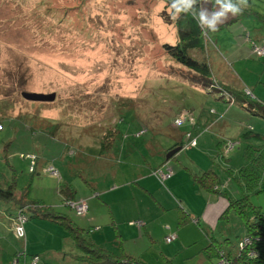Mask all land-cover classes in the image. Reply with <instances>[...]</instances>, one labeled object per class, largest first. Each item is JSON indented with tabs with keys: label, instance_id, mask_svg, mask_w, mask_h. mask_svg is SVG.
Returning a JSON list of instances; mask_svg holds the SVG:
<instances>
[{
	"label": "rangeland",
	"instance_id": "rangeland-1",
	"mask_svg": "<svg viewBox=\"0 0 264 264\" xmlns=\"http://www.w3.org/2000/svg\"><path fill=\"white\" fill-rule=\"evenodd\" d=\"M248 4L252 14H229L230 21L237 19L236 23L209 32L210 57L216 51L223 55L232 42L230 32L238 36L239 43L248 44L254 57L253 44L261 46L264 41V0H248ZM174 22L165 0H0V178L14 180L18 193L28 186L31 200L56 206L84 229H89L87 221L93 216L108 210L106 202L112 203L116 225L98 222L105 231L94 234L90 229L89 238L104 232L114 235L118 229L126 236V251L145 264H216L219 257L204 249L215 237L216 244L222 242L223 250L235 257L244 239L240 216L230 211L225 218L224 212L220 218H209L204 225L207 228L219 221L212 232L208 230L207 239L194 223L179 228L175 211H163L158 204L165 198L158 190L144 192L134 186L140 175L150 171L148 164L153 167L155 158H165L166 151L190 129L191 120L199 122L198 115L208 111L215 114V124L208 125L198 148L177 155L179 163L193 173L219 171L213 158H222L219 141L225 139L237 141V149L230 155L231 169L244 165L242 152L247 142L241 138L248 132L246 127L250 128L241 123L248 125L250 117L242 105L230 106L220 100L219 93L208 94L209 90L185 80L192 78L189 71L162 48L165 42H177ZM253 60L264 67V59L255 56ZM251 69L249 77L255 81L261 66L253 64ZM23 93L55 94L56 98L54 102L29 101ZM184 109L191 115H183ZM181 115L185 121L179 127L176 120ZM51 126L49 137L43 131ZM108 128L116 129L118 136L111 142L112 150L104 151L101 138ZM30 156L45 159L34 174ZM170 165L181 175L178 182L187 185L182 190L190 194L194 184L182 179L184 167ZM49 167L59 176L50 174ZM169 169L174 175L172 168H163ZM60 182L75 189L76 200L92 198L94 190L100 193L89 201L94 214L81 217L63 207ZM262 185L264 190V176ZM114 188L120 191L105 195V190ZM226 189L235 196L234 186ZM197 190L188 196L195 211L199 204L205 208L224 198ZM252 202L264 213V191L253 195ZM5 211L14 208L0 202V264H33L32 256L27 262L24 257L14 262L29 245L46 248V254L36 256V264H84L66 255L81 252L69 241L72 239L63 226L30 219L25 227L31 225V235L28 230V238L20 239L11 230L13 218ZM100 219L113 222L110 216ZM120 241L113 239L109 244L115 254L121 249Z\"/></svg>",
	"mask_w": 264,
	"mask_h": 264
},
{
	"label": "trees",
	"instance_id": "trees-1",
	"mask_svg": "<svg viewBox=\"0 0 264 264\" xmlns=\"http://www.w3.org/2000/svg\"><path fill=\"white\" fill-rule=\"evenodd\" d=\"M170 2L171 0H165L168 8ZM197 7H199V5H197ZM250 14L252 13L250 9L247 8L242 14H239V16H249ZM236 21L237 19H233L232 21L227 20V22L219 26L220 29L217 32L223 28L229 27V25ZM174 23L177 30V42L176 44L165 42L162 48L175 63L189 71V75L192 78L189 79V77L185 80L197 87L209 90L210 92H208V94L219 93L220 100L225 101L230 106L240 104L243 108L249 110L251 115H257L264 120V101L256 97L252 90L249 88H243V90L235 92L233 90H229L225 86H222L216 78L213 69L212 57H210L208 50L209 32H212L206 31L205 33L207 36L205 37L204 34H202L196 20H194L191 15L185 16L184 14H181V16L175 20ZM263 45L264 41H262L261 46ZM255 56L256 58L264 59V55L258 56L254 53V57ZM248 91L250 93H248ZM226 92L232 96V99L226 97ZM205 117L207 119L204 123L196 122L195 125L189 124L191 127L185 132L186 136L185 133L179 136L174 146L170 147L166 151L165 158L163 160L164 165L159 170L153 172V175L159 179L163 185H165L167 180L173 177L172 175L168 179L162 181L157 174L160 170H162L165 174L170 173L169 171L171 169L167 172L163 170V168L167 167V154L177 147H181V151H190L191 148H198L199 140L205 134L208 125L213 126L215 124V122L213 123L215 114L208 111L205 113ZM220 118H222V116H220ZM220 118H217V120ZM209 121L211 124H209ZM52 129L53 128L51 126L49 129L44 130L43 133L51 137L49 133H53ZM252 130L253 129L250 128L247 134L242 135L241 138V141L247 142V146L242 152L244 165L240 169L235 170L230 167V161L232 158L230 155L237 149V141H228L225 139L219 142L218 152L222 158H218L219 164L217 166H220V172L213 169L204 171L200 174H195L190 172V169H188L191 181L199 190L206 193L221 194L228 200V206L223 214V217L225 218L230 211L240 216L244 221V238L248 237L255 241L251 245H248L243 251L236 253L235 257H232L223 250L222 242H218L219 244H216V238H212L214 241H212L209 246L205 248V253L207 254L211 251L217 257H220L221 253L225 252L232 259L233 264L264 263V213L260 206H256L252 202L253 195L264 191L262 190V181L264 176V135L262 132L255 133ZM106 131L108 132L104 133L101 138L102 150L104 151L112 150L113 147L111 142H114V139L118 136V131L116 129L112 130L108 128ZM188 134L191 135L190 139L187 137ZM194 139H196V145L190 146L191 141ZM231 141L234 144H232ZM230 145H233V148H230ZM238 145H240V142ZM178 154L172 158H177ZM5 159L8 163L9 158ZM8 165L10 164L8 163ZM34 173L35 171L32 172V174ZM222 174L226 175L225 180L223 179ZM4 178L6 181L0 178V202L3 204L5 203V205H11L14 208L13 212L5 211V215L13 218L15 223L13 222L11 230L14 232L16 237L26 240V224H24V238H21L16 231V226L20 217L25 216L27 220L40 219L50 221L63 226L67 230L70 238L75 242L77 249L81 252V255H75L73 258H76L84 264H145L136 258L123 256L122 254H115L99 247L92 241V239L89 238L90 229L94 231L96 228L93 226L89 229L81 228L70 218L69 215L58 211L52 206L45 205L43 201L31 200L29 197V188L25 189L21 195H18L16 182L14 180L11 181V179L6 178L5 176ZM230 185L234 186L235 196L230 195L227 192L226 188ZM59 194L63 197V207H67L68 209L75 211V213L76 210L69 206V202L85 201L87 205V213L84 216H88L91 212L89 201L94 200V198H99V193L94 191L92 198L76 200L75 189L66 182H60ZM177 215L179 228L194 223L203 230L207 237H210V233L203 225H201L200 217L193 216L189 211L185 210V208L180 205L177 207ZM97 228L100 229L99 227ZM256 238L261 239V241L256 242ZM252 252L255 255L250 257V253ZM28 256L29 254L27 253L25 246L24 251L15 256L14 262L19 263L20 259L23 257L25 262H27ZM34 257L36 256H33V258Z\"/></svg>",
	"mask_w": 264,
	"mask_h": 264
},
{
	"label": "crops",
	"instance_id": "crops-1",
	"mask_svg": "<svg viewBox=\"0 0 264 264\" xmlns=\"http://www.w3.org/2000/svg\"><path fill=\"white\" fill-rule=\"evenodd\" d=\"M206 7L208 9H212L213 5L208 4V6L206 5ZM229 20L230 19H228V21ZM234 23H236V22H234ZM234 23H232V24H234ZM226 28H229V27H226ZM226 28H223V29H226ZM223 29H221L220 31H222ZM229 35L232 38V42H229V44L226 46V51L223 53V55H220L218 53V51H216L214 53V57H212L213 69H214V73L216 75V78L218 79V81L221 83L222 86H225L229 90H233L235 92H239V91L243 90V88H249L250 90L253 91V94L256 97H258L260 100L264 101V67H263V64L260 61L258 64L256 62V60H253L254 57L252 56L251 51L249 50L248 44L239 43L236 40L238 36L234 35L233 32H230ZM253 64H257V65L261 66V70H259V72L255 74L256 75L255 81H252L249 77V74L252 72L251 67ZM203 93H204V91H203ZM243 109H245V108H243ZM245 110H246V113L250 117V118H248V121H250V123H248V125H245V122L243 121L241 123V125H243L244 128H245V126L252 128L253 129L252 131H256L257 128H259L258 133L262 132V134L264 135V120L261 119V117H259L257 115H251V112L249 110H247V109H245ZM189 113H191V111H189V110L187 111L185 109L183 110V114L191 115ZM206 119L207 118L205 117V114L198 115V121L199 122L204 123V121ZM251 125H252V127H251ZM246 130L249 131L250 129H247V127H246ZM203 137H204V135L200 138L199 143L203 139ZM217 137L219 139H221V137L219 135H217ZM219 142H221V141H219ZM106 159H110V158H106ZM213 159L216 160V164H219L218 158H215V156H214ZM35 160H36V167H35V171H36L37 166H39V164L41 162L43 163L45 159L43 158V160H42L41 158L36 157ZM163 160H164V158H155V162H154L153 167H151L150 164H148V166H149L148 168L150 169V171L145 173L144 175L143 174L140 175L141 177L138 179V181L134 182V186L137 187L138 190H143L144 192L149 191L151 193H154L155 192L154 190H158L160 195H162V197H165L162 202L158 203L160 205L161 209H163V211H172L173 210L177 214V206H179V204H180V206L184 207L185 210L189 211L193 216L200 217V221H201L200 223L203 226L205 225V222L209 218H212V217L217 218L218 216L220 218L221 214L223 212H225L227 209L228 200L224 197L223 200L218 201L215 205H206L205 208L199 204L197 206V211H195V209L193 208L192 202H190L188 199V196L191 194L192 190L194 192H199V191L197 190V187L195 185H193L190 194H187L186 192H184L182 190V188L186 189L187 185H183L182 183L178 182V174L179 173L175 170L174 166L171 167V165H170V163H174V164H179L180 167H184L181 162L179 163L178 158H174V159L171 158L170 160H168L167 166L172 168L175 171V173L171 179H169L165 182V185L167 184V187L166 188L163 187L165 185H163L159 181V179H157L153 175V172L155 170L161 168L164 165ZM103 162L105 164L108 163L107 160H103ZM9 164H10V162H9ZM230 164H231V162H230ZM31 167H32V162H31ZM10 168H12V170L14 172H16L12 166H10ZM188 169H189V167H184V172L182 175L183 180H191L189 175H190V172H192V170L190 169V172H189ZM14 174H16V173H14ZM195 174H198V173H195ZM179 176L181 178L180 174H179ZM168 182H169V185H168ZM59 186H60V184H59ZM27 188H28V186L24 187L23 190L20 191L21 193L17 192L18 195H21L22 192ZM119 191L120 190H117V188H114V189H111L110 191L105 190L104 193H105V195H108L109 193H118ZM58 192H59V190H58ZM99 197H100V193H99ZM88 198H91V197H88ZM83 199H87V197L83 198ZM62 200H63V197H62L61 201ZM163 202H165V204H169V207H167L165 204L163 205ZM173 202H174V204H175V202H177V206L176 205L173 206L172 205ZM211 204H212V202H211ZM105 205H106L107 209L110 210L111 215L109 214L108 210H104L105 213L103 215L93 216L90 220L87 221L89 228L91 226H93L94 228H97V227L100 228L99 230L94 229V231H92V233H94V234L96 231H98V232L105 231L102 224L98 223V222L104 221L105 225H108V224H111L112 226L116 225L115 218H114L115 213H114V211H113V213L111 212V210L113 209L112 203L106 202ZM93 206H96V203H94ZM52 207L55 208L56 206H52ZM99 208H102V207H99ZM218 210H220V212H218ZM159 211H160V208H159ZM90 213H92V211ZM92 214H94V213H92ZM138 215L142 217L141 213H139ZM101 216H110V220L112 218L113 222H111L109 220H102V219H100ZM161 217H163V214H160V219H161ZM219 218L216 219L213 226H211L210 228H207V227H205L206 226L205 225L204 228L207 231L210 230L212 232V228H214L216 223L219 221ZM177 221H178V217H177ZM140 226H141V228H146L147 225L144 224V226L142 227V224H141ZM31 228H32L31 225H30V227L29 226L26 227V238H28L27 237L28 230H29V236L31 235V232H32ZM226 236L227 235H222V237H224V238H226ZM97 237H99V238L97 239ZM125 238H126V236L122 233H118V229H117V232L114 235H112L111 233L104 232L103 235H99V236L94 237L92 239V241L96 245H98L99 247L104 248L105 250H107L109 252H113L112 249L110 250L111 246L109 244L112 243L113 239L116 240V242H119L121 240L120 241L121 249L118 250L119 254H122L123 256H130L132 258H139L138 256H134L131 253H128L126 251V248L124 246ZM208 238L209 237H207V239ZM69 241H72V240H69ZM215 242H217V238H216ZM26 251L28 254L32 253V254H29V256H32V257L33 256H40L41 254H46V248L44 246L33 247L32 245H29L28 250L26 248ZM204 252H205V249H204ZM141 254L142 253H140V255ZM66 255H68L71 259H73V256L78 255V254L76 252H74L71 255L68 252H66ZM162 255L164 256V253H162ZM27 260H28V258H27Z\"/></svg>",
	"mask_w": 264,
	"mask_h": 264
},
{
	"label": "clouds",
	"instance_id": "clouds-1",
	"mask_svg": "<svg viewBox=\"0 0 264 264\" xmlns=\"http://www.w3.org/2000/svg\"><path fill=\"white\" fill-rule=\"evenodd\" d=\"M210 3L213 5L211 10L206 7ZM248 6V0H171L169 13L174 21L181 14L191 15L203 34L206 31H218L219 26L229 19V14L235 17L242 14Z\"/></svg>",
	"mask_w": 264,
	"mask_h": 264
},
{
	"label": "built area",
	"instance_id": "built-area-1",
	"mask_svg": "<svg viewBox=\"0 0 264 264\" xmlns=\"http://www.w3.org/2000/svg\"><path fill=\"white\" fill-rule=\"evenodd\" d=\"M249 39L250 38L247 37V40H249ZM252 49L256 55H258V56L264 55V45L263 46H257L254 43ZM248 93H250V92L248 91ZM225 94H226L227 98L232 99V96L228 92H226ZM183 115H187V114H183ZM184 121H185V118L181 115L176 120V124L179 127H181L182 125H184ZM190 124L195 125L193 119L191 120ZM2 129H3V126L0 125V130H2ZM187 137H188V139H190L191 135L188 134ZM195 145H196V139L192 140L190 143V146H195ZM230 148H233V145H230ZM30 157H31L30 159L32 160L31 172H34L35 167H36V160H35L36 157L35 158H33V156H30ZM48 171L50 174H52L54 176H57V177L59 176V172L54 167H49ZM169 172H170L169 174H165L162 172V170H160L157 172V174L159 175V178L162 181H164V180H166L172 176V171L170 170ZM69 206L76 210V213L78 216H84L87 213V205H86L85 201L69 202ZM26 221H27V219L25 216L20 217L19 221L17 223V226H16V231L21 238H24V236H25L24 224L26 223ZM170 241H172V238H168V242H170ZM259 241H261V239L256 238V242H259ZM253 242H255V241H253L251 238L245 237L243 239V241L237 247L236 253L243 251L248 245H251ZM254 255L255 254L253 252L250 253V257H252ZM37 261H38V257H34L33 264H36ZM216 264H233V261L225 252H223V253H221V256L219 257L218 262Z\"/></svg>",
	"mask_w": 264,
	"mask_h": 264
},
{
	"label": "water",
	"instance_id": "water-1",
	"mask_svg": "<svg viewBox=\"0 0 264 264\" xmlns=\"http://www.w3.org/2000/svg\"><path fill=\"white\" fill-rule=\"evenodd\" d=\"M26 100L29 101H41V102H54L56 95L51 94V95H45V94H36V93H23L22 95ZM181 151V147H177L173 150H171L167 154V159L169 160L170 158L174 157L176 154H178Z\"/></svg>",
	"mask_w": 264,
	"mask_h": 264
}]
</instances>
